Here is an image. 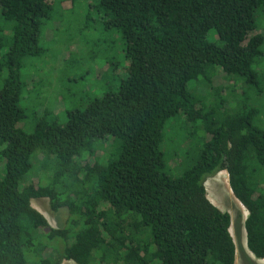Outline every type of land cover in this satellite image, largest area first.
<instances>
[{
	"label": "trees",
	"instance_id": "16d2710c",
	"mask_svg": "<svg viewBox=\"0 0 264 264\" xmlns=\"http://www.w3.org/2000/svg\"><path fill=\"white\" fill-rule=\"evenodd\" d=\"M52 7L50 0H0V74L7 73L0 86V264H235L231 216L209 200L205 187L223 171L248 211V250L264 260L258 109L235 104L234 114L219 117L216 110L226 109L219 101L204 116V99L189 88L197 81L212 96L210 73L219 68L263 93L255 65L264 38L250 34L264 0H100L109 26L125 42L126 80L118 92L68 112L65 124L44 116L27 133L20 127L21 69L40 54L43 20ZM212 29L220 44L207 39ZM178 114L187 125L203 117L210 140L199 160L175 178L162 145L168 121ZM110 139V159L81 162L96 141ZM39 153L53 157L52 181L23 185ZM40 198H49L54 212L69 210L68 227L50 225L32 206Z\"/></svg>",
	"mask_w": 264,
	"mask_h": 264
},
{
	"label": "rangeland",
	"instance_id": "374dc122",
	"mask_svg": "<svg viewBox=\"0 0 264 264\" xmlns=\"http://www.w3.org/2000/svg\"><path fill=\"white\" fill-rule=\"evenodd\" d=\"M50 2L53 7L48 18L43 20L39 41L40 54L27 58L21 69L24 86L20 106L25 113V120L20 127L27 133L33 132L38 120L44 116L56 120L59 124H65L68 112L84 109L88 102L96 97L118 92L122 81L128 76L129 60L126 58L121 31L109 26L110 17L100 7V0H50ZM256 23L257 30L250 36L261 34L264 38V7L258 8ZM207 39L220 44L215 29L210 30ZM261 53L262 56L255 65V70L262 80L261 95L255 90L246 89L242 83L236 82V79H228L219 68H213L210 73L213 76L214 87L210 88L212 96L208 88L199 87L197 81L189 84L190 90L204 99L206 105L204 116L215 103L221 101H225L226 109L216 110L219 117L223 112L234 114L243 105H247L246 108L249 107V110L258 109L259 114L255 123L264 127V42ZM6 77L7 73L1 72L0 86ZM229 86L231 87L228 88ZM214 94L217 95L216 100ZM235 104L239 108L231 112L230 109ZM202 121L203 117L199 118L197 124L187 125L186 117L178 114L166 125L162 149L166 165L175 178L181 177L199 160L200 151L210 140L202 127ZM99 145L101 150L98 148ZM113 146L111 139L102 142L98 140L95 142L94 150L88 152L89 155H85L81 162L92 165L104 156L105 159H110L114 154L111 149ZM93 153L94 156H90ZM36 157L34 167L23 185L34 181L36 185L47 186L52 181V172L55 168L53 157L47 158L42 153ZM68 181L70 180L67 179L66 183ZM205 187L209 200L231 216L230 232L236 247L235 264H264V260L257 259L248 250L245 231L248 211L234 196L229 185L228 173L223 171L207 178ZM67 196V193L61 194L63 200ZM32 206L45 216L53 228L68 227L71 217L67 208L54 212L49 198L33 199ZM50 252L51 250H47L46 256ZM63 264L76 263L64 261Z\"/></svg>",
	"mask_w": 264,
	"mask_h": 264
}]
</instances>
